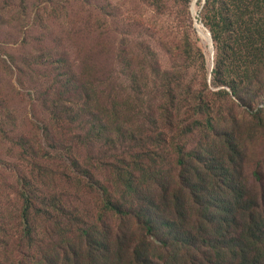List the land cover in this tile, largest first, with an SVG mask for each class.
<instances>
[{"label": "rangeland", "instance_id": "374dc122", "mask_svg": "<svg viewBox=\"0 0 264 264\" xmlns=\"http://www.w3.org/2000/svg\"><path fill=\"white\" fill-rule=\"evenodd\" d=\"M204 1L0 0V264H91L93 242L116 221L100 218L114 167L142 153L157 159L156 135L173 136L158 121L164 103L180 124L197 97L235 119L260 193L264 112L252 113L264 91L243 94L253 110L213 82L214 43L210 60L195 26L209 30ZM24 195L35 203L31 235Z\"/></svg>", "mask_w": 264, "mask_h": 264}, {"label": "trees", "instance_id": "16d2710c", "mask_svg": "<svg viewBox=\"0 0 264 264\" xmlns=\"http://www.w3.org/2000/svg\"><path fill=\"white\" fill-rule=\"evenodd\" d=\"M201 13L215 47L213 82L255 110L243 94L255 99L264 91V0H205ZM210 103L197 97L185 124L174 122L178 109L173 116L174 104L164 103L158 121L173 136L167 143L164 132L156 135L157 159L142 153L114 167L100 218L116 221L104 232L105 246L93 242L91 264H264L262 161L253 171L258 194L246 173L240 125ZM87 106L80 104V115ZM262 112L264 106L252 115ZM23 204L31 235L35 203L24 195Z\"/></svg>", "mask_w": 264, "mask_h": 264}, {"label": "water", "instance_id": "95a60500", "mask_svg": "<svg viewBox=\"0 0 264 264\" xmlns=\"http://www.w3.org/2000/svg\"><path fill=\"white\" fill-rule=\"evenodd\" d=\"M196 24H200V25H202L203 26V24L200 22V23H197L196 22V20H195V26H196ZM204 27V26H203ZM196 28H197V30H198V33L200 34V28H198L197 26H196ZM205 28V27H204ZM206 30H207V38H208V42H209V45H210V47H211V54H212V57H213V55H214V51H213V46H212V38H211V33H210V31L207 29V28H205ZM201 35V34H200ZM211 57V58H212ZM211 65H213V60H212V63H211Z\"/></svg>", "mask_w": 264, "mask_h": 264}, {"label": "bare ground", "instance_id": "6f19581e", "mask_svg": "<svg viewBox=\"0 0 264 264\" xmlns=\"http://www.w3.org/2000/svg\"><path fill=\"white\" fill-rule=\"evenodd\" d=\"M193 2H194V0H193ZM194 12H195V9H194V4H192V13L194 14ZM196 26L198 27V28H200V34L207 40V42H208V38H207V30L205 31V29L203 30V28L202 27H200V26H202V25H200V24H196ZM209 56H210V60H211V52H210V49H209Z\"/></svg>", "mask_w": 264, "mask_h": 264}]
</instances>
